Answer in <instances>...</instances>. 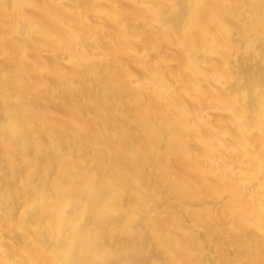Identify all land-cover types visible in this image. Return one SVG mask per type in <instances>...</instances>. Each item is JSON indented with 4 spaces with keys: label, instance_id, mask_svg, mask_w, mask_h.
<instances>
[{
    "label": "bare ground",
    "instance_id": "obj_1",
    "mask_svg": "<svg viewBox=\"0 0 264 264\" xmlns=\"http://www.w3.org/2000/svg\"><path fill=\"white\" fill-rule=\"evenodd\" d=\"M259 16L0 0V264H264Z\"/></svg>",
    "mask_w": 264,
    "mask_h": 264
},
{
    "label": "snow or ice",
    "instance_id": "obj_2",
    "mask_svg": "<svg viewBox=\"0 0 264 264\" xmlns=\"http://www.w3.org/2000/svg\"><path fill=\"white\" fill-rule=\"evenodd\" d=\"M174 8L179 11L178 5H173ZM246 28L248 29V35H247V44L249 49L255 47L257 43V36L256 32H259V43L261 45V54L264 56V0H260V16L259 21L257 24V20L255 17H249V19L246 22ZM259 95L261 99V104L264 106V80L261 81L259 85ZM37 195L40 194V190L36 189ZM103 209L98 210L96 213H94L95 216L98 218H102ZM96 228V236L99 239L103 235V228L100 224L95 225ZM262 238H264V234H262ZM89 264H114V262L104 260V261H95V262H89ZM125 264H135L134 261H126ZM168 264H172V262H168ZM193 264H196V262H193Z\"/></svg>",
    "mask_w": 264,
    "mask_h": 264
}]
</instances>
